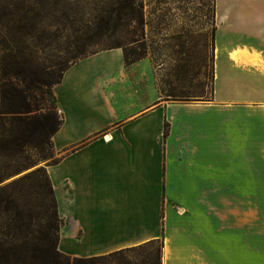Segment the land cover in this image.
<instances>
[{
  "label": "crops",
  "instance_id": "obj_1",
  "mask_svg": "<svg viewBox=\"0 0 264 264\" xmlns=\"http://www.w3.org/2000/svg\"><path fill=\"white\" fill-rule=\"evenodd\" d=\"M213 25L209 101L148 104L119 48L77 60L52 87L61 123L56 163L44 168L63 222L59 252L92 257L160 241V264L242 263L240 242L210 238L202 232L216 224L195 227L185 214H214L211 202L256 192L264 0H213Z\"/></svg>",
  "mask_w": 264,
  "mask_h": 264
},
{
  "label": "rangeland",
  "instance_id": "obj_2",
  "mask_svg": "<svg viewBox=\"0 0 264 264\" xmlns=\"http://www.w3.org/2000/svg\"><path fill=\"white\" fill-rule=\"evenodd\" d=\"M120 1L0 0V59L2 55V61L10 68L23 65L28 72H37L40 81L51 90L61 70L72 61L121 46L128 55L125 66L129 77L144 81L140 90L144 91L148 104L153 100L209 101L213 0H136L137 20L129 24L124 18H117ZM44 102L54 105L46 93ZM54 110L59 117L57 103ZM46 141L40 147L28 149L20 159L5 163V181L0 186V245L4 248L31 240L37 231H47V216L53 207L50 208L47 197L41 202L27 197L23 185L34 181L39 187V197L46 196L44 176L36 174L33 180L11 184L56 160L50 139ZM239 195L242 196L211 202L209 210L217 213L185 215L195 227L215 229L212 226L216 224L219 230L200 231L210 238H225L227 245L230 241L240 242L241 264H264V166L258 167L256 192L248 190ZM7 196L18 200L17 208L23 211L21 223L13 222L14 208L4 202ZM61 225L63 222L57 216L56 230L47 233L48 245L61 257H77L59 252L57 238ZM159 242L130 247L128 252L102 264H159Z\"/></svg>",
  "mask_w": 264,
  "mask_h": 264
},
{
  "label": "trees",
  "instance_id": "obj_3",
  "mask_svg": "<svg viewBox=\"0 0 264 264\" xmlns=\"http://www.w3.org/2000/svg\"><path fill=\"white\" fill-rule=\"evenodd\" d=\"M117 18H124L128 24L137 20L138 8L136 0H122L117 9ZM133 34V33H132ZM120 48L123 53L124 63H128V55L121 48L115 46L107 49ZM101 51V50H100ZM96 53V52H94ZM91 53V54H94ZM89 54V55H91ZM88 56V55H86ZM81 56L77 60L84 58ZM61 70L58 79L52 83V87L57 84L63 72L74 62ZM49 85L40 81L37 72L31 73L26 67L10 68L4 61L2 55L0 59V186L5 181L6 161L20 159L30 148H37L41 143L48 141L57 131L61 120L57 116L54 108L56 99ZM46 90V91H43ZM47 94L54 102V105L44 103V94ZM39 96V98H38ZM167 131H164L166 136ZM46 141V142H47ZM52 148V144H51ZM53 153V151H52ZM53 155V154H52ZM56 163V160L51 164ZM45 167V166H44ZM44 167H37L24 176L13 180L10 183L21 184L26 179H32L36 174H42L46 182V196L39 197V187L34 181L23 184L25 195L30 199H40V202L47 197L52 211L47 216V231L45 233L35 232L31 240H23L19 244H14L11 248H4L0 245V264H102V262L112 259L116 255L128 252L130 248L121 249L106 255L92 257H61L49 243V230L55 227L58 212L54 193ZM33 180V179H32ZM2 189V188H0ZM8 197V196H7ZM17 199L8 197L4 202L14 208V221L22 220V209L17 208ZM26 205V201H24ZM33 203V202H32ZM34 206V204H33ZM39 218L38 215L35 216ZM56 228H54V231ZM48 233V234H47ZM18 242L20 240H17ZM58 242V238H57ZM158 241H150L145 245L152 246ZM161 246V242H159ZM56 245V242H55ZM160 264V263H159Z\"/></svg>",
  "mask_w": 264,
  "mask_h": 264
}]
</instances>
